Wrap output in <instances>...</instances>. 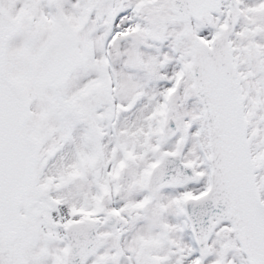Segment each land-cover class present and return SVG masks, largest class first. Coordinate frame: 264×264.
<instances>
[{"label": "snow or ice", "instance_id": "1", "mask_svg": "<svg viewBox=\"0 0 264 264\" xmlns=\"http://www.w3.org/2000/svg\"><path fill=\"white\" fill-rule=\"evenodd\" d=\"M0 264H264V0H0Z\"/></svg>", "mask_w": 264, "mask_h": 264}]
</instances>
